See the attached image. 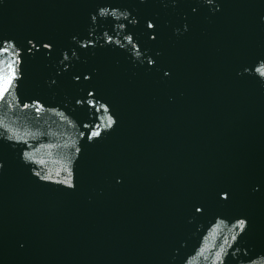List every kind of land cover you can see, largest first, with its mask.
<instances>
[{"label": "water", "instance_id": "1", "mask_svg": "<svg viewBox=\"0 0 264 264\" xmlns=\"http://www.w3.org/2000/svg\"><path fill=\"white\" fill-rule=\"evenodd\" d=\"M0 264H264V0H0Z\"/></svg>", "mask_w": 264, "mask_h": 264}]
</instances>
